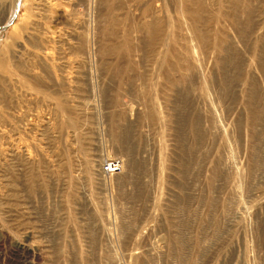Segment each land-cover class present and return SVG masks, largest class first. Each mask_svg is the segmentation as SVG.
I'll use <instances>...</instances> for the list:
<instances>
[{"label":"rangeland","instance_id":"374dc122","mask_svg":"<svg viewBox=\"0 0 264 264\" xmlns=\"http://www.w3.org/2000/svg\"><path fill=\"white\" fill-rule=\"evenodd\" d=\"M198 1L197 74L178 0H0V264H264V0Z\"/></svg>","mask_w":264,"mask_h":264},{"label":"bare ground","instance_id":"6f19581e","mask_svg":"<svg viewBox=\"0 0 264 264\" xmlns=\"http://www.w3.org/2000/svg\"><path fill=\"white\" fill-rule=\"evenodd\" d=\"M178 1H179V3H178L179 10H180L179 12L183 18V20H180V22L182 21L181 23H183L181 25V27L185 25L184 28H186L187 32H189V36H187V38H185V40L187 39V41H186V46H185L184 58L190 64L189 58L187 56L188 51H189L190 59H191V62L193 63V65L191 67L192 72L195 71L198 74V73H200L201 66H200V63L198 61V58H196V50L199 47H201V48L205 47L207 44V36H205L204 33H202V31L199 28V23H201V20L198 16V13H199L200 9H202V5L199 3L198 0H178ZM242 4H243L242 0H232V6L237 7V6H240ZM186 19L190 23L186 22ZM184 71L186 72V68L184 69ZM193 76H194V73H193ZM199 76H200V74H199ZM192 128L194 131L196 128V123H194V124L192 123Z\"/></svg>","mask_w":264,"mask_h":264},{"label":"built area","instance_id":"2783aa9c","mask_svg":"<svg viewBox=\"0 0 264 264\" xmlns=\"http://www.w3.org/2000/svg\"><path fill=\"white\" fill-rule=\"evenodd\" d=\"M121 169V163L120 161L116 159H110L106 162H104L100 168V172L103 175L110 176L117 174Z\"/></svg>","mask_w":264,"mask_h":264}]
</instances>
